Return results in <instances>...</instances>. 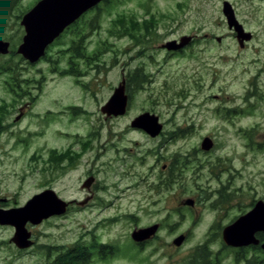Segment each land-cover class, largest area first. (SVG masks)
I'll return each instance as SVG.
<instances>
[{
    "label": "rangeland",
    "instance_id": "rangeland-1",
    "mask_svg": "<svg viewBox=\"0 0 264 264\" xmlns=\"http://www.w3.org/2000/svg\"><path fill=\"white\" fill-rule=\"evenodd\" d=\"M38 1L0 0V39L9 43L0 54V210L44 190L74 204L29 226L31 249H16L13 227L0 225V264H43L44 249L53 259L77 243L113 247L102 261L92 251L90 264H194L203 245L206 264H245L221 231L264 201V53H237L229 39L215 51L200 40L188 51L162 48L198 35L217 0H120L83 13L30 63L16 51L22 17ZM253 5L255 20L263 18L264 3ZM260 23L247 26L264 40ZM122 77L127 110L105 117L100 107ZM143 113L162 124L155 138L130 127ZM206 137L209 151L200 148ZM154 224L152 238L132 241L134 230ZM245 248L244 259L263 256Z\"/></svg>",
    "mask_w": 264,
    "mask_h": 264
},
{
    "label": "water",
    "instance_id": "water-1",
    "mask_svg": "<svg viewBox=\"0 0 264 264\" xmlns=\"http://www.w3.org/2000/svg\"><path fill=\"white\" fill-rule=\"evenodd\" d=\"M103 0H39L23 17L21 25L24 29L22 42L17 48V54L21 55L30 63L40 60L46 48L57 39L62 32L73 24L80 16L97 6ZM233 19V18H231ZM234 30L240 39H247L249 34L243 32L240 25L232 21ZM231 26V25H230ZM176 41L167 42L162 46L167 51H176L187 43L182 37L178 44ZM9 52V43L0 39V54ZM128 107V95L126 93L125 80L122 78L112 95L100 107V112L105 117H117L125 114ZM130 127L141 130L151 138H155L162 132V124L158 123L156 116L143 113L135 117ZM213 142L209 138H204L200 144L203 151H209ZM92 178L87 179L82 188L88 189L92 183ZM82 204V203H80ZM191 206L192 200L184 202ZM69 203L62 201L52 190H44L31 197L23 207L9 210H0V225L13 227L14 234L10 241L18 249H26L31 246L28 240L30 233L27 224L31 226L39 225L43 220L54 216H61L66 212ZM158 229L154 224L146 228L136 229L131 233V239L135 243H141L152 238ZM257 233L264 234V201L258 200L250 211L239 216L221 231L223 243L231 248H243L256 246L259 240ZM184 241V236L180 235L172 243L178 247ZM264 251V242L260 244Z\"/></svg>",
    "mask_w": 264,
    "mask_h": 264
},
{
    "label": "flooded vegetation",
    "instance_id": "flooded-vegetation-1",
    "mask_svg": "<svg viewBox=\"0 0 264 264\" xmlns=\"http://www.w3.org/2000/svg\"><path fill=\"white\" fill-rule=\"evenodd\" d=\"M217 1L219 2V3L217 2L218 3V7L216 8L217 11L215 10L213 16L210 15V17L206 18V20L204 21L203 25L199 30V34L182 36L185 38L187 43L183 48L176 51H171V53L188 51V49L194 46L197 40H200V42L202 43V50L204 52H206L207 50L215 51L216 49H218L219 47L221 48L224 45L227 47L229 45L227 43V39H229L232 43L231 49L233 47V49L237 53L248 52L249 55H257L260 53H264V40L262 38H258L259 33L257 34L256 30L249 29L248 28L249 25L247 26V24H253L255 23V21L259 22V24H261L260 23L261 21L264 23V19H263L264 17L262 18V14H261V19L255 20L257 18V14L261 11L259 7H255L253 5V3L256 2L260 6L264 3V0H217ZM238 2H240L239 7H237ZM241 9L246 10V13H244ZM232 21L235 22L237 25H240L244 33L249 34L247 39H240V37H238L237 32L234 30V26H232L233 24H231ZM218 29L224 30L226 32V35L220 34L218 32ZM182 37H179L177 41L173 39L167 42L176 41L177 42L176 44H178ZM167 42H165V44ZM215 73H217V71H215ZM68 203L69 206L74 204L73 202H68ZM69 206L67 207V209L69 208ZM29 226L31 225L27 224L26 227L28 232L30 233L28 240L31 242V246L28 248L31 249L35 245V235L33 230L28 229ZM257 235L258 234H256V237ZM258 240H259V244L256 246L259 247L260 243L263 241H261L259 238ZM144 242L136 243V244L141 245ZM15 248L18 249L16 246ZM18 250L22 251L25 249H18ZM43 251L45 256V261L43 262V264H52L54 262L53 261L54 258L53 259L50 258V252L45 249Z\"/></svg>",
    "mask_w": 264,
    "mask_h": 264
},
{
    "label": "trees",
    "instance_id": "trees-1",
    "mask_svg": "<svg viewBox=\"0 0 264 264\" xmlns=\"http://www.w3.org/2000/svg\"><path fill=\"white\" fill-rule=\"evenodd\" d=\"M118 1H120V0H103L100 3H103L104 5H109L112 2H118ZM94 8H92V9H94ZM130 26L132 28H134L131 23H130ZM68 28H66V29H68ZM57 43H58V41L56 39L54 41V44H57ZM79 48L80 47L73 48V49L70 48V50L72 52V56L74 58H76V57L77 58H82V54L80 53L81 51L79 50ZM0 70H1V68H0ZM63 72L66 73V74H71V73L74 72V68L71 66L69 71H67V72L63 71ZM138 72H139V70L135 71L133 73V75H132L134 82H137V80L139 79ZM123 79L125 80V78H123ZM125 87H126V80H125ZM1 108H3V107H1ZM1 108H0V110H1ZM55 155H56L55 154V151H50V153H49V160L55 162V158H56ZM63 157L64 156H62L60 158V160L63 159ZM251 206H253V205H251ZM257 237L261 241L264 240V234L259 233L257 235ZM255 248H254V251H256ZM94 250L97 252V253H95V255H96L95 258H98L99 261H102L103 258L106 255V252H108L109 250H110V252H112L111 250H113V247H107V246L100 245V244H97V243H91L90 246H87L85 244L77 243L69 251H67V253H60V254H58L53 259L54 262L52 264H90V259H92V257H94V254H92V251H94ZM247 250H248L247 248H245V249H243V248H237V254H242L244 257L236 256V258L238 260L243 259L245 264H262L264 262V252L263 251L261 252L263 256L260 257V258L257 257L253 253L252 258L244 259V258H247L245 256L246 253H247L246 252ZM194 255H195V258H194V261H193L194 264H206L207 259L209 258V252H208L207 247L205 245L200 246L198 248L197 252L194 253Z\"/></svg>",
    "mask_w": 264,
    "mask_h": 264
}]
</instances>
